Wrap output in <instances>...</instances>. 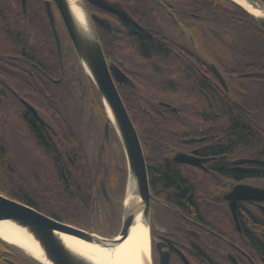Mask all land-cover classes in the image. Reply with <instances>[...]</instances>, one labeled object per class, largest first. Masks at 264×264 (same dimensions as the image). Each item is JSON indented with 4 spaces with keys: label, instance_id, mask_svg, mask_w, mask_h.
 I'll return each instance as SVG.
<instances>
[{
    "label": "flooded vegetation",
    "instance_id": "af4514ba",
    "mask_svg": "<svg viewBox=\"0 0 264 264\" xmlns=\"http://www.w3.org/2000/svg\"><path fill=\"white\" fill-rule=\"evenodd\" d=\"M11 1L17 13H26L32 35L3 50L0 34V105L10 107L9 116L0 111L8 122L0 133L9 141L0 146V158L14 180L0 178V192L59 219L81 214L84 190L87 226L74 225L112 237L122 225L127 181L122 149L113 144L111 125L106 135L107 119L89 82L94 119L82 129L79 60L56 3ZM105 1L110 8L84 0L108 62L131 80L115 78L125 103L139 107L130 114L145 156L154 154L151 160L146 156L153 264H257L251 250L255 210H264V202L238 201L239 228L227 195L236 184L264 186L257 176L263 162L246 146L253 137L264 138V27L233 0L244 15L228 1ZM251 4L264 18V7ZM227 12L237 18H226ZM59 99L67 101L64 113L40 108ZM141 106L147 113L141 114ZM243 137L248 138L238 141ZM179 153L189 160L181 161ZM83 168L93 178L83 179ZM168 169L179 176L178 187H170L172 178L157 177ZM70 197L78 201L74 212ZM210 201L216 205L209 211ZM114 206L121 212L120 226L109 235L102 228ZM226 208L234 227L221 219ZM210 218L218 219L217 227ZM231 231L237 234L225 235ZM247 235L248 243L242 241ZM0 264L40 263L0 241Z\"/></svg>",
    "mask_w": 264,
    "mask_h": 264
},
{
    "label": "water",
    "instance_id": "95a60500",
    "mask_svg": "<svg viewBox=\"0 0 264 264\" xmlns=\"http://www.w3.org/2000/svg\"><path fill=\"white\" fill-rule=\"evenodd\" d=\"M25 1L23 0L24 4ZM53 1L60 11L80 63L101 96L107 116L106 135L110 125H112L120 138L124 150L128 168V182L123 202L122 225L116 235L112 237L103 236L50 216L26 202L0 192V221L17 224L32 236L45 255L47 262L30 253L19 244L3 239L1 236L0 239L23 251L40 264H97L85 250L77 247L69 238L73 237L104 249L114 250L129 236L137 218L140 217L148 227L149 257L147 258V264H152L150 226L152 194L147 160L139 133L118 89L115 78L119 82L125 83H131V80L118 66L108 62L84 0H77V5L83 11L86 27L81 25L80 20L76 17L70 0ZM90 1L105 8H110V4L105 0ZM247 1L250 4L254 3L264 7V4L259 0ZM47 5L55 27L50 1H47ZM256 17L264 27V18L261 16ZM33 111L37 113L35 109ZM185 157L184 153L177 155V158L181 161H188L189 159ZM132 180L134 193L130 195V183ZM227 199L229 200L232 216L240 228L237 211L238 201L264 202V186L244 183L236 184L228 192ZM95 205L94 200L93 211H95Z\"/></svg>",
    "mask_w": 264,
    "mask_h": 264
},
{
    "label": "trees",
    "instance_id": "16d2710c",
    "mask_svg": "<svg viewBox=\"0 0 264 264\" xmlns=\"http://www.w3.org/2000/svg\"><path fill=\"white\" fill-rule=\"evenodd\" d=\"M209 3L212 2H219V1H228V2H232L234 3L232 0H208ZM11 0H1V4H0V34L3 36L2 37V49L5 50H9L11 49L13 46V42H27L28 38L32 35V33L30 32V30L28 29V24L26 22V13L23 12L22 9L20 8V5H18V13L16 12L17 9L13 8V5ZM19 4V0H17V3ZM236 4V3H234ZM237 5V4H236ZM238 7H240L239 5H237ZM241 8V7H240ZM242 9V8H241ZM242 13L239 15H244L245 11L242 9ZM226 18H237L236 15L232 14V12H227L226 14ZM211 19H214V15H211ZM69 56V54H67V57ZM122 94L124 95V92L122 91ZM100 106L102 108H104V105L101 101V99L99 100ZM64 104H67V101L64 99H59V101L56 103H54L52 100L47 101L46 105L41 106L40 108L44 110V112H48L49 114H58V113H64L65 109H64ZM126 105L129 109V112L132 111L133 116L134 113H137L138 111V105L134 104H128L126 102ZM105 110V109H104ZM0 111H3L4 114H6L7 116L10 115V107L8 105H0ZM169 111V110H167ZM43 112V111H42ZM43 112V113H44ZM68 112V111H66ZM143 113H147L145 111V109L141 106V114ZM171 112V111H170ZM169 113V112H166ZM106 119L107 116L105 115ZM142 121V119H141ZM8 125V122H6L5 119L0 117V130H5L6 126ZM142 125V123H141ZM68 128V127H67ZM237 133L240 135H242L243 131L242 128H236ZM142 133V131H141ZM248 137H243L240 138L238 141H245ZM5 138V136L3 135V133H0V146H9V141ZM247 147H250L253 149L254 155L258 158L259 161H262L263 164H259L258 165V178H264V138H261L260 136H258L257 139H255L254 137L252 139L248 140V143H246ZM146 156L148 158V160L153 159L154 154H152L151 152L148 153L146 152ZM1 161H3L0 158V178L3 182L6 183H10V182H14L13 179H11L10 176V170H7L5 167H3L1 165ZM157 177L161 180L164 181L165 177L168 178H172L174 180V183L171 182L170 183V187H178L179 184H181L180 178L179 176H175L169 169L168 170H161L160 172L156 173ZM82 178L86 179V180H90L91 178H93V172L91 169L88 168H83L82 169ZM165 183V182H164ZM169 183V182H167ZM172 185V186H171ZM83 187H87V185L85 183H83ZM123 188H125L124 186H122ZM4 190V189H3ZM6 193V191H5ZM124 194V190H122L120 192V196L118 198L121 199V196L123 197ZM17 199H22V201L26 202L29 204V202L24 199V198H17ZM86 199V195L84 193V190L82 192V212L80 215H76V216H66V217H61L59 219L63 220V221H67L79 226H87V210H85V207L83 205V200ZM89 199V198H88ZM70 204L72 207H70V211L74 212V203L78 202L77 199L70 197L69 200ZM216 204L212 203L210 201L209 203V211L211 210L212 206H214ZM112 209L110 214H108V216L105 218V223L107 222V224H104L105 226L102 228V232H104L105 234H109V235H113L115 233H117V231L119 230V226H120V211H117V208L114 206ZM256 214V223L254 224V229L255 230V234H256V238L254 239L256 246H253V248L251 247V250L253 251V258L256 261L257 264L262 263L263 261V257H264V210L261 209L260 207H256L255 210ZM221 219L225 222L226 226L232 225L233 226V222H232V217L228 211V209L226 208V212L224 211L222 214ZM218 219H214V218H210L209 221L211 223V226L214 225L217 227V221ZM262 221V223H261ZM249 224V222L247 223ZM233 233L237 234L236 231L234 232H226L225 235L226 236H232L234 235ZM248 239H242V241H247V243L251 240L250 236H248ZM0 241L6 245H10L9 243L3 241L2 239H0ZM241 241V239H240ZM241 241V242H242ZM13 246V245H10ZM14 247V246H13ZM28 258L32 259L31 257L27 256Z\"/></svg>",
    "mask_w": 264,
    "mask_h": 264
},
{
    "label": "bare ground",
    "instance_id": "6f19581e",
    "mask_svg": "<svg viewBox=\"0 0 264 264\" xmlns=\"http://www.w3.org/2000/svg\"><path fill=\"white\" fill-rule=\"evenodd\" d=\"M76 17L86 27L85 17L77 0H70ZM257 16L263 15L259 9L253 8L247 0H235ZM94 25V24H93ZM95 27V26H94ZM96 29V28H95ZM97 31V30H96ZM134 193L133 180L130 183V195ZM0 236L10 242L19 244L30 253L47 262L42 250L25 230L17 224L0 221ZM77 247L85 250L97 264H147L149 257L148 227L140 217L137 218L129 236L114 250L104 249L76 238H69Z\"/></svg>",
    "mask_w": 264,
    "mask_h": 264
},
{
    "label": "rangeland",
    "instance_id": "374dc122",
    "mask_svg": "<svg viewBox=\"0 0 264 264\" xmlns=\"http://www.w3.org/2000/svg\"><path fill=\"white\" fill-rule=\"evenodd\" d=\"M79 60V59H78ZM79 67H80V70L78 72V75L80 76L81 80H83V83L80 85V88H81V97H80V105L82 107V111H81V121H82V129L83 131H85L87 129V124L89 122L90 119H94L92 118L91 116V105H90V101H89V96H88V91H90L89 89V86H88V82L91 83L92 85V88L95 89V93L97 94V98L98 100L101 99V96L96 88V86L94 85V83L92 82V80H90V78H88V75L86 73V71L84 70L82 64L80 63L79 61ZM88 86V90L86 89ZM94 91V90H93ZM92 94V93H91ZM91 96V95H90ZM101 110L103 112L104 115H106V112L104 110V108L101 107ZM98 120H101V114L98 112ZM103 123V121H102ZM111 134L113 135L114 137V142L113 143L114 145L117 146V142L119 143L120 145V148L122 149V152H123V155H124V161H125V165H126V169H127V181H126V186H127V182H128V168H127V162H126V157H125V154H124V150H123V147H122V144L120 142V138L116 132V130L113 128V126L111 125ZM101 130V129H100ZM99 132V131H98ZM96 146V145H95ZM100 147V146H99ZM96 148H98L96 146ZM126 189V188H125ZM22 254L28 256L26 253H24L23 251L19 250ZM152 264H153V261H152Z\"/></svg>",
    "mask_w": 264,
    "mask_h": 264
}]
</instances>
